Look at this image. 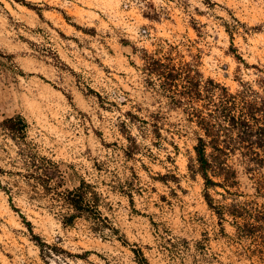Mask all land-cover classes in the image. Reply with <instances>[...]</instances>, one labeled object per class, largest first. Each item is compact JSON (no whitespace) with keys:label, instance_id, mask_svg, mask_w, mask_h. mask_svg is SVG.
I'll return each mask as SVG.
<instances>
[{"label":"rangeland","instance_id":"1","mask_svg":"<svg viewBox=\"0 0 264 264\" xmlns=\"http://www.w3.org/2000/svg\"><path fill=\"white\" fill-rule=\"evenodd\" d=\"M147 55L232 92L239 80L257 89L264 0H0V264H139L132 248L149 264H264V246L209 208L189 171L201 132L145 71ZM17 115L40 155L77 172L68 187H96L118 235L84 218L65 226V210L35 193L23 177L28 145L1 127ZM233 162L240 196L211 189L215 202L264 207Z\"/></svg>","mask_w":264,"mask_h":264},{"label":"trees","instance_id":"2","mask_svg":"<svg viewBox=\"0 0 264 264\" xmlns=\"http://www.w3.org/2000/svg\"><path fill=\"white\" fill-rule=\"evenodd\" d=\"M235 57L243 62L240 56ZM144 60L145 71L157 78L159 87L169 95L173 105L181 108L187 120L201 132L189 171L192 176L198 174L203 178L204 196L209 208L221 221H225L227 216L232 218L239 236L254 239L264 246L263 206L253 200L217 204L210 193L211 189L222 188L228 195L240 196L239 192L232 191L240 186L234 158L239 160L245 174L256 181V192H264V71H260L263 76L257 81V89L239 80L241 89L232 92L212 78L205 80L199 69L191 64L176 65L169 59L162 60L151 55L145 56ZM1 127L13 140L28 145L24 154L28 173L23 177L30 180L35 193L39 194L42 190L54 206L65 210L61 219L65 226H72L76 220L84 218L93 221L98 228L118 235V230L101 211L102 196L96 187L84 178L72 188L68 187L67 182L74 180L77 172H71V166L63 168L37 152L34 145L27 141L29 126L23 116L8 118ZM127 140V155H133L138 149L137 140L131 134ZM4 173L0 167V176ZM18 173L22 176L21 172ZM31 232L44 251L48 245ZM119 240L129 245L127 240ZM132 251L139 264H149L140 248H132Z\"/></svg>","mask_w":264,"mask_h":264}]
</instances>
